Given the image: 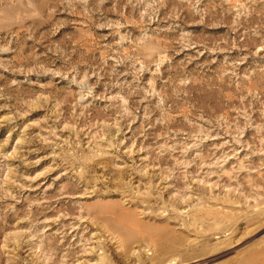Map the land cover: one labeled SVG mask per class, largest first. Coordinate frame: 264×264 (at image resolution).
<instances>
[{"label": "rangeland", "instance_id": "1", "mask_svg": "<svg viewBox=\"0 0 264 264\" xmlns=\"http://www.w3.org/2000/svg\"><path fill=\"white\" fill-rule=\"evenodd\" d=\"M0 264H264V0H0Z\"/></svg>", "mask_w": 264, "mask_h": 264}]
</instances>
